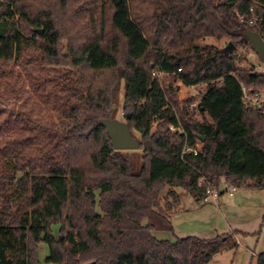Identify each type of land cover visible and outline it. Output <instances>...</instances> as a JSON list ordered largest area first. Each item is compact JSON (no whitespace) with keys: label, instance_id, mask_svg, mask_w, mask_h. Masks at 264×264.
<instances>
[{"label":"trees","instance_id":"trees-1","mask_svg":"<svg viewBox=\"0 0 264 264\" xmlns=\"http://www.w3.org/2000/svg\"><path fill=\"white\" fill-rule=\"evenodd\" d=\"M246 30L264 37V0H0V67H11L0 75V264H42L44 242L55 264H207L230 245V233H156H173L179 196L170 190L174 200L162 205L167 186L198 201L209 186L264 188V111L245 104L264 73L200 43L250 45ZM20 65L39 70L60 123L40 110L10 126L3 85ZM174 81L207 86L194 102L202 120ZM123 82L137 149L114 148L100 121L116 117ZM74 112L82 123L66 121ZM197 144V154L188 150Z\"/></svg>","mask_w":264,"mask_h":264},{"label":"crops","instance_id":"crops-1","mask_svg":"<svg viewBox=\"0 0 264 264\" xmlns=\"http://www.w3.org/2000/svg\"><path fill=\"white\" fill-rule=\"evenodd\" d=\"M171 188L179 200L170 211V238L210 239L230 233L232 243L214 254L207 264H258V257L264 252V188H234L233 193L224 191L210 202L196 200L181 187Z\"/></svg>","mask_w":264,"mask_h":264},{"label":"rangeland","instance_id":"rangeland-1","mask_svg":"<svg viewBox=\"0 0 264 264\" xmlns=\"http://www.w3.org/2000/svg\"><path fill=\"white\" fill-rule=\"evenodd\" d=\"M230 42L236 46V49L232 52L236 53L237 56V65L239 67H245L247 69H252L258 72L264 73V63L260 61L258 54L251 48L250 45H244L242 47H238L235 41L230 37H223L221 39H215L212 37H207L200 41L202 44H215L219 47L225 48ZM11 67H0V75L4 73H8ZM34 66L30 65H20L17 68L18 79H14L13 75H9V79L4 81V85H8V89L10 90V96L7 102L3 104L2 107L6 109V114L12 115V122L10 126L15 125L16 127H22L23 120L22 117L18 116L19 113H32L35 116L40 110L42 111L40 114V118L45 117L48 114L52 115V119L56 123H60L61 119V111L59 108L54 106L52 102H45L43 97L41 96V92H43L42 86H37L38 77L40 76L39 70H34ZM52 76V74H51ZM173 82V81H172ZM175 85H180V90L178 92V97L181 101H185L186 99H191L194 102L199 100V98L204 94L207 89L205 84H200L196 86H186L182 84L181 81H174ZM124 82L121 85V90L119 93V98L117 102V112L116 117L125 120V115L123 113V102H124ZM259 108L264 111V87L259 91ZM197 103V102H196ZM182 105H185L184 103ZM194 107V108H193ZM196 109V110H194ZM189 110L195 112L194 118L198 120H202V117L197 111V106H193V104L189 107ZM52 122L51 119H49ZM70 125H74L77 123H82L84 121V116L82 114H78L74 112L71 114V117L66 120ZM6 132H3L1 135H5ZM137 139H140V134L136 131L133 132ZM201 146V144H199ZM173 189L170 186H167L163 192L161 193V202L162 205L166 203V201H173L174 197L170 195V190ZM180 190H182L180 188ZM183 191V190H182ZM59 230V226L55 225L53 227L54 234L57 235ZM160 238H170L171 234L168 232H157ZM50 254L49 245L47 243H42L39 247V259L42 264H55L46 261V258Z\"/></svg>","mask_w":264,"mask_h":264},{"label":"water","instance_id":"water-1","mask_svg":"<svg viewBox=\"0 0 264 264\" xmlns=\"http://www.w3.org/2000/svg\"><path fill=\"white\" fill-rule=\"evenodd\" d=\"M38 31L43 32V29H38ZM245 35L250 42L251 48L258 54L260 61L264 63V37L255 30H246ZM235 49L236 46L233 42H230L224 48V51L231 52ZM127 119L128 117L125 120L117 117H105L100 120L106 126L112 146L116 149H137L140 147L138 139L132 134Z\"/></svg>","mask_w":264,"mask_h":264},{"label":"built area","instance_id":"built-area-1","mask_svg":"<svg viewBox=\"0 0 264 264\" xmlns=\"http://www.w3.org/2000/svg\"><path fill=\"white\" fill-rule=\"evenodd\" d=\"M259 96H260L259 92H257L254 95H248L246 92L245 93V104L247 106H254L255 108H259ZM195 105H196V103L193 104V106H195ZM171 129L182 131L180 127L171 126ZM188 150H192V151H194V154H197L198 151L200 150V145L197 144L195 147L189 148ZM225 187H226L227 192L233 193V190H234L233 188L228 187V185H226V184H225ZM219 196H220V191L209 186L207 188L205 194H204L202 201L203 202H210V201L218 199Z\"/></svg>","mask_w":264,"mask_h":264}]
</instances>
